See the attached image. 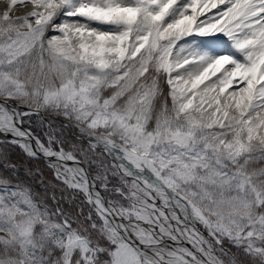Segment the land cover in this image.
<instances>
[{
    "label": "snow or ice",
    "instance_id": "obj_1",
    "mask_svg": "<svg viewBox=\"0 0 264 264\" xmlns=\"http://www.w3.org/2000/svg\"><path fill=\"white\" fill-rule=\"evenodd\" d=\"M0 169V264H264V0H0Z\"/></svg>",
    "mask_w": 264,
    "mask_h": 264
},
{
    "label": "rangeland",
    "instance_id": "obj_2",
    "mask_svg": "<svg viewBox=\"0 0 264 264\" xmlns=\"http://www.w3.org/2000/svg\"><path fill=\"white\" fill-rule=\"evenodd\" d=\"M12 154H16L15 151H13ZM16 157H17L20 161L26 163V164L28 165V167H31V168H38V167L35 166L36 164H35L33 161H26L25 158H24L23 156H20V155H17V154H16ZM40 179H43L44 182H45V184H49V183H51V184H57V182H54V183H53V182H51V181L48 179V173H46V172H43V176H42V177L38 176V177H36V179H35L36 183L42 188V185L39 183V180H40ZM55 191H56V194H57L58 196L61 195V193H60V191H59V188H56ZM68 195H70V193H68ZM65 206H67V205H65Z\"/></svg>",
    "mask_w": 264,
    "mask_h": 264
},
{
    "label": "trees",
    "instance_id": "obj_3",
    "mask_svg": "<svg viewBox=\"0 0 264 264\" xmlns=\"http://www.w3.org/2000/svg\"><path fill=\"white\" fill-rule=\"evenodd\" d=\"M13 160H15V161H18V162H22V161H20L19 159H17V158H12ZM36 165V167H38V168H40L41 170H42V172H46V173H48V179L51 181V182H53L54 183V180H53V178H52V174H51V172L47 169V168H45V166H44V164L41 162V161H33ZM3 172V169H0V173H2ZM28 180H29V183H31V184H33V186H34V189L37 191V192H41V189H40V186L36 183V181L35 180H33V179H31V178H28Z\"/></svg>",
    "mask_w": 264,
    "mask_h": 264
}]
</instances>
